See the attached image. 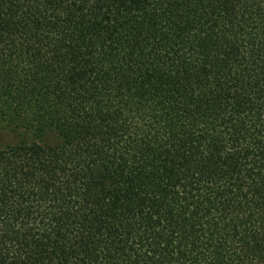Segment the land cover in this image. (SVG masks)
Listing matches in <instances>:
<instances>
[{"label":"trees","instance_id":"16d2710c","mask_svg":"<svg viewBox=\"0 0 264 264\" xmlns=\"http://www.w3.org/2000/svg\"><path fill=\"white\" fill-rule=\"evenodd\" d=\"M0 264H264V0H0Z\"/></svg>","mask_w":264,"mask_h":264},{"label":"rangeland","instance_id":"374dc122","mask_svg":"<svg viewBox=\"0 0 264 264\" xmlns=\"http://www.w3.org/2000/svg\"><path fill=\"white\" fill-rule=\"evenodd\" d=\"M23 139L18 130L5 121L0 120V148L9 144H14Z\"/></svg>","mask_w":264,"mask_h":264}]
</instances>
